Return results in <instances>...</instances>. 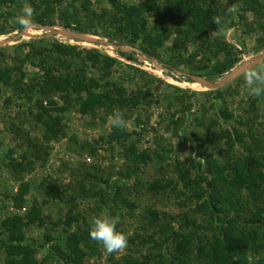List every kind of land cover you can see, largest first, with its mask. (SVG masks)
<instances>
[{"label":"rangeland","instance_id":"rangeland-1","mask_svg":"<svg viewBox=\"0 0 264 264\" xmlns=\"http://www.w3.org/2000/svg\"><path fill=\"white\" fill-rule=\"evenodd\" d=\"M151 1L119 0L124 7ZM215 2L220 6L218 16L222 23L216 33L206 31L205 36L211 40L196 35L198 39L182 48L184 38L171 24L165 46L154 50V56L145 52L153 46L143 40L132 44L117 35V25L97 24L98 18L94 20L92 12L121 16L109 0H57L62 4L59 7L55 3L60 12L47 14L46 25L33 23L30 29L20 27L17 16L13 17V24L0 35V50L5 54L0 58V69H16L30 54L32 62L22 65L24 83L41 76L47 66L58 74L69 65V59L47 53L58 43L115 59L108 71L103 64L95 69L91 64L85 67L79 63L75 68L84 69L88 80H98L116 102L121 99L116 95L121 93L115 92L117 88H124L128 95L139 91L142 101L137 107L122 109L127 121L124 129L115 128L108 121L113 110L119 108L116 102L97 107L87 115L72 106L63 114V136L48 141L44 137L45 126L37 122L42 113L36 103L40 96L28 94L21 98L17 90L3 89L0 264L18 263L20 259L7 254L13 234L21 235L17 244L35 251L36 264H74L60 257L54 248L58 245L67 254L62 239L72 234L81 241V264H156L160 256L170 259L181 239L187 246L183 249V264H209L199 256L211 244L217 221L212 220L210 196L217 194V188L226 196L229 194L230 182L235 179L233 166L229 165L239 164L248 154L243 145L230 149L225 135L234 137L240 118L258 115L256 126L264 138V94L249 95L242 75L245 68L264 61V0ZM84 3H88L87 8ZM233 5L235 10L229 12ZM215 40L235 48L241 57L224 76L212 75L205 67L214 61L210 48ZM177 49L183 50L182 58L171 56L170 52ZM37 50H44V54L37 55ZM43 59L44 66L40 63ZM216 91L221 92L222 98H216ZM53 100L63 105L60 95ZM252 102L257 107L251 106ZM221 111H227L230 118L226 120ZM175 121L184 123L178 128ZM115 129L122 134L119 140L100 143ZM191 131L197 136H188ZM246 131L243 127L242 132ZM245 140L249 142L247 137ZM88 144L96 146L94 153L84 148ZM131 146L136 152L152 155V161L135 166V153H125ZM251 155L258 158L259 170L264 174V154L253 151ZM212 160L222 170L225 184L215 170L210 171L208 162ZM132 171L135 174L127 180L125 176ZM213 180L216 189L210 186ZM239 194L240 202L229 201L234 203L224 209L229 219L243 223L258 208L263 209L264 217V196H257L258 203L254 202L256 195L245 189ZM102 212L119 217L117 231L128 237L126 249L119 253L106 254L90 238V222ZM10 221L14 226L8 224ZM262 226L256 230L258 234L264 222ZM248 256L251 264H263L264 249L250 251Z\"/></svg>","mask_w":264,"mask_h":264},{"label":"trees","instance_id":"trees-1","mask_svg":"<svg viewBox=\"0 0 264 264\" xmlns=\"http://www.w3.org/2000/svg\"><path fill=\"white\" fill-rule=\"evenodd\" d=\"M234 2H239V0H234ZM25 3V0H0V35L4 34L7 26L13 24V17L18 16L17 12L21 13V9ZM27 3L35 9V19H33V23L46 25L44 19L47 14L55 13L56 10L59 11V9H56L55 5L57 0H28ZM109 3L120 12L121 16H111L107 12H103L100 15L96 12H92V14L95 15L94 20L98 18L97 24L105 27L117 25L116 34L118 33L117 35L123 36L124 39L132 44L137 43L139 40H143L145 43L153 46L151 51H145L152 56L155 55L154 50L165 46L170 35L168 31L170 30L171 24L177 26L179 34L182 39L184 38L185 43L182 44V48H186V44L187 42H191L190 40L198 39L196 35L198 37L200 35L205 36L208 29L216 33L219 28L218 25H215L212 21L213 16H218V10L220 9V6H218L215 0H164L159 3H157L156 0H152L148 4L142 3L130 7H124L120 4L119 0H109ZM84 4V7L87 8L88 3ZM57 6L61 7L62 4L57 3ZM39 11H41L40 14ZM69 26L70 25H65L66 28H69ZM205 39L208 41L211 40L209 36ZM222 45L219 44L217 40L211 44L212 47L210 48V52L214 61L205 67L207 72L212 75L224 76L230 73L241 60L235 48L229 47L225 42ZM51 47L53 50L50 48V51L47 53L51 52L59 57L69 59V65L58 74H56L54 69L47 66L44 68L41 76L34 78L30 83H24L25 75L22 73V65L32 62V59L29 57L30 54L21 60V65L16 69L9 67L0 69V95L3 89L10 88L21 93V98L28 94H38V96H40L41 99L37 100L36 103L42 110V113L38 116L37 122L45 126L46 132L44 133V137L48 141L50 139H59L63 136V114L65 111L69 110L70 107L77 106L82 115H87L94 112L97 107H103L110 102H116L112 100L111 94L108 93L105 87L99 84L98 80H88L84 69L75 68L76 64L79 63H83L85 67L91 64L95 69L103 64L105 66L104 68L108 71L110 67L116 63L115 59L108 57L105 59L98 55V53L85 52L84 50L66 47L58 43H55ZM182 52V49H177L170 53L171 56L178 59L182 58ZM35 53L37 55H42L44 54V50H37ZM3 57H5V54L0 50V58ZM188 60L187 62L190 63ZM40 63L44 66L46 63L45 59L41 60ZM168 63L171 64V59H168ZM17 72L20 73L19 76L15 75ZM115 92L122 93L116 94L121 97V99H118L119 101L116 102V106L120 109L128 106L137 107L142 101L139 91L132 92L128 95L124 88H117ZM57 95H60L63 103L62 106L53 100L54 96ZM215 96L217 99L222 98V94L219 91H216ZM45 103H47V106H45ZM109 105L111 106V104ZM251 106L255 107V102H252ZM257 110L259 109L257 108ZM221 113L226 120L230 118L227 111H221ZM257 118L258 115H250L246 120L240 118V126L234 129V137L227 133L224 138L227 144L230 145V149H232L233 146L243 145L245 152L248 154L244 155V160H240L239 164L229 165L231 167L233 166L235 176V179H232L230 182L232 184L231 190L228 191L229 194L226 196L220 188H217L216 193L218 195L214 194L210 196V200L213 201V207H211L212 220L214 221L217 219V221H215L216 224L213 230L211 244L207 250H201L202 253L199 256L204 259V262L207 260L209 264H251L248 253L250 251L258 252L264 249V228L259 230L261 234L257 233L258 228L263 227L264 217L262 215V208H258L248 219H244L243 223L240 222L239 219H229L225 214L227 211L224 210L228 204L234 203H229V201L235 200L240 202L241 198L239 197V192L242 189L256 195L254 202L259 203L257 198L258 195L264 196V185L256 186L255 184L256 181L259 183L264 182V174L259 170L258 158L251 155L253 151L258 152L260 155L264 154V138L260 137L258 133V128L256 126ZM183 123L184 121L180 123L174 122L175 126L178 128ZM243 127L247 128L246 132H242ZM188 136L196 137L197 135L195 132L191 131ZM121 137V132L115 129L112 134H109L105 138H101L100 143L106 142L108 144H113ZM245 137L249 139V142L245 140ZM251 145L252 147L250 148ZM84 148L90 149V153H94L96 150V146L91 144L84 146ZM125 153H135L134 161H132L135 166L152 161V155L149 153L136 152L132 146L126 149ZM209 164L210 171L213 172L215 170L216 174L219 176L218 179L220 182L225 184L227 181L223 177L222 170L218 169V164L213 160L208 162V165ZM253 169L255 171H253ZM133 174L135 173L132 171L131 174L128 173L125 178L131 180ZM105 181L108 183V179ZM215 185L216 181L213 180L210 186L215 188ZM152 188L156 189L155 186ZM13 223V221L8 222L10 226H14ZM12 236L7 247V254H9L11 258L16 256L20 258L18 263L12 261V264H36L37 261L33 258L35 251L30 247H24L16 243L21 238V235L13 234ZM62 240L67 249V254L63 253L64 251L60 246L57 245L54 247L60 257L74 264H81V260L79 261L78 259L81 254L79 246L81 241L79 236L77 234H72ZM183 240L181 239L180 242L178 241L176 243L177 246H175V251L172 252L170 259L160 256L156 264H167V260H170V264H183V256L186 254L183 249L187 247ZM184 264L188 263L185 262ZM189 264L193 263L191 262Z\"/></svg>","mask_w":264,"mask_h":264},{"label":"clouds","instance_id":"clouds-1","mask_svg":"<svg viewBox=\"0 0 264 264\" xmlns=\"http://www.w3.org/2000/svg\"><path fill=\"white\" fill-rule=\"evenodd\" d=\"M235 10V5L228 9L229 12ZM35 9L25 3L21 9V14L17 16L16 22L24 29L33 27V16ZM212 21L215 25L222 23L220 16H213ZM244 86L248 94L259 97L264 94V61L247 67L243 73ZM111 126L124 129L127 127L125 112L120 108H116L108 116ZM119 217L112 216L106 212H102L99 216L94 217L90 222L89 235L90 238L100 244L106 254L119 253L126 249L128 237L125 233L117 231Z\"/></svg>","mask_w":264,"mask_h":264},{"label":"bare ground","instance_id":"bare-ground-1","mask_svg":"<svg viewBox=\"0 0 264 264\" xmlns=\"http://www.w3.org/2000/svg\"><path fill=\"white\" fill-rule=\"evenodd\" d=\"M71 33V32H70ZM70 33H67V34H70ZM80 35V34H79ZM85 38H87V36H85Z\"/></svg>","mask_w":264,"mask_h":264}]
</instances>
